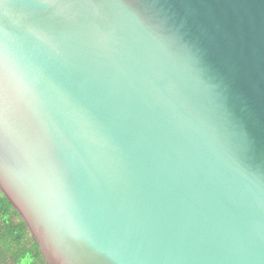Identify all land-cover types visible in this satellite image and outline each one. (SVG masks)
I'll use <instances>...</instances> for the list:
<instances>
[{
    "label": "water",
    "instance_id": "water-1",
    "mask_svg": "<svg viewBox=\"0 0 264 264\" xmlns=\"http://www.w3.org/2000/svg\"><path fill=\"white\" fill-rule=\"evenodd\" d=\"M0 187L48 264H264V0H0Z\"/></svg>",
    "mask_w": 264,
    "mask_h": 264
},
{
    "label": "trees",
    "instance_id": "trees-1",
    "mask_svg": "<svg viewBox=\"0 0 264 264\" xmlns=\"http://www.w3.org/2000/svg\"><path fill=\"white\" fill-rule=\"evenodd\" d=\"M12 203L6 195L0 193V213L7 226V230L0 235V255L13 257L16 264H47L44 260L39 244L34 239V243L26 245L24 238V228L18 224H13L11 218Z\"/></svg>",
    "mask_w": 264,
    "mask_h": 264
},
{
    "label": "rangeland",
    "instance_id": "rangeland-1",
    "mask_svg": "<svg viewBox=\"0 0 264 264\" xmlns=\"http://www.w3.org/2000/svg\"><path fill=\"white\" fill-rule=\"evenodd\" d=\"M0 193L3 195H6L1 187H0ZM11 218H12L13 224H18L20 227L24 228V230H25L24 231V238L26 239L25 244L26 245L33 244L35 238L32 235V232L30 231V229H29L27 223L25 222L24 218L22 217V215L20 214V212L16 209V207L14 205H12ZM5 230H7V226L5 225V222H4L2 215L0 213V235L2 233H4ZM39 250H40V247H39ZM44 261L47 263L46 259ZM41 262L44 264L42 259L40 260V263ZM0 264H16V263H15L13 257H11L7 254V255H0Z\"/></svg>",
    "mask_w": 264,
    "mask_h": 264
}]
</instances>
